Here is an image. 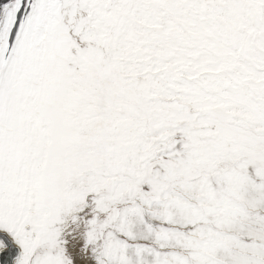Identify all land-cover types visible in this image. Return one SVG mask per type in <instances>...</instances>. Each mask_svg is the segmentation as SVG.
Instances as JSON below:
<instances>
[{
	"label": "snow or ice",
	"instance_id": "1",
	"mask_svg": "<svg viewBox=\"0 0 264 264\" xmlns=\"http://www.w3.org/2000/svg\"><path fill=\"white\" fill-rule=\"evenodd\" d=\"M0 264H264V0H0Z\"/></svg>",
	"mask_w": 264,
	"mask_h": 264
}]
</instances>
